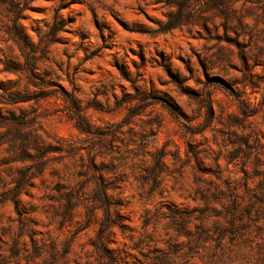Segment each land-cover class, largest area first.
<instances>
[{"label": "rangeland", "instance_id": "374dc122", "mask_svg": "<svg viewBox=\"0 0 264 264\" xmlns=\"http://www.w3.org/2000/svg\"><path fill=\"white\" fill-rule=\"evenodd\" d=\"M256 1L224 14L195 3L170 27L177 0H0V264H41L29 256L31 235L59 253L72 239L57 264L93 261L103 217L85 205L94 177L114 187L133 229L114 228L111 246L123 249L130 233L162 245L145 218L163 203L202 205L205 177L196 174L218 158L225 166L224 156L251 151L245 167L257 152L263 163L264 0ZM245 137L250 150L232 143ZM239 158L229 166L237 176ZM67 193L79 198L71 211Z\"/></svg>", "mask_w": 264, "mask_h": 264}, {"label": "trees", "instance_id": "16d2710c", "mask_svg": "<svg viewBox=\"0 0 264 264\" xmlns=\"http://www.w3.org/2000/svg\"><path fill=\"white\" fill-rule=\"evenodd\" d=\"M237 1L177 0L176 4L181 11L170 27L185 23L187 14L182 11L192 9L195 3L205 10H219L220 14H224ZM244 1L257 3L256 0ZM25 100L19 98L16 102ZM164 101L175 111L176 104ZM78 128L82 132H89L88 126L84 124ZM232 143L246 145L251 149L246 137ZM56 151L65 150L51 146L46 149V153ZM242 155L232 152L224 156L225 166L218 158L213 169L201 170L202 175L196 174V178L205 177V185L199 186L202 205L187 211L172 203H163L154 216L145 218L143 227L150 221L153 233L160 230L162 245H157L150 234L134 239L130 233L127 237L131 245L123 249L111 246L114 228L123 234L133 229L121 214L120 203L110 193L114 187L106 183L103 177H94L90 181L91 196L85 205L90 213L101 209L103 217L89 243L93 261L83 264H264V161L262 163L259 152L255 153L249 170L245 163L251 161L252 152L244 151ZM237 158L244 161V166L241 165L239 169L241 176H237L236 169L229 168L230 165L237 167ZM25 177L24 174L22 179ZM22 183L17 182L13 188L12 199L15 205L18 204ZM66 200L65 211H71L79 198L67 193ZM30 238L31 259H40L41 264H57L61 259L66 261L72 239L63 241L62 252L59 253L55 242H39L33 235ZM150 243L155 244L145 246Z\"/></svg>", "mask_w": 264, "mask_h": 264}]
</instances>
